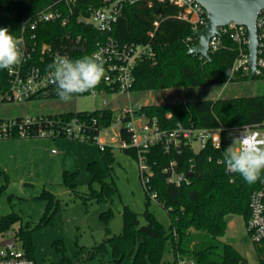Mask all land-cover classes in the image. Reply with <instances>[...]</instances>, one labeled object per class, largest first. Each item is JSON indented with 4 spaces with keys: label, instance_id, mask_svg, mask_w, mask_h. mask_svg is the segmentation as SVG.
<instances>
[{
    "label": "trees",
    "instance_id": "16d2710c",
    "mask_svg": "<svg viewBox=\"0 0 264 264\" xmlns=\"http://www.w3.org/2000/svg\"><path fill=\"white\" fill-rule=\"evenodd\" d=\"M54 1L0 0V27H7L14 36L19 37L25 23ZM95 2V5L100 4L99 0ZM176 11L177 7L173 4L157 1L152 4L147 1L126 4L123 15L108 33L121 41L150 42L153 45L154 56L140 59L135 66L133 92L142 95L188 86L264 79V69L255 73L253 78L251 71L245 74L242 69L234 70L239 49L229 35L223 36L222 46L211 53V59L189 53L197 39L187 41V37L192 34L191 23L177 18ZM156 21L160 24L154 36H151L149 33ZM44 28L45 31L40 34L41 40L75 59L90 56L96 43L106 37V34L94 27H77L72 30V34H82V41L86 44V50L81 52L73 50L66 36L69 31L67 27L46 23ZM226 72H231L230 78ZM6 79L7 70L0 69V81ZM96 89L109 92V88L101 83ZM139 112L156 118L162 127L168 129L178 124L234 129L264 121V94L149 103L142 105ZM114 115L115 111L107 107L95 110L69 109L48 114L52 119L60 118L66 122L73 117H86L88 121H97L101 126L110 125ZM17 118L20 120L21 116ZM4 120L0 118V125ZM37 128V125L32 126L28 130V137L38 136ZM121 131L123 137L129 139L128 130L122 128ZM1 137L23 136L16 129L10 136L0 133ZM121 148L137 158L134 149ZM226 148L225 141L219 147L210 143L200 151L187 146L180 153L165 152L161 145L152 146L147 155L153 171L149 190H146L147 203L152 199L151 193L156 192L157 201L170 215L171 225L165 227L148 209L142 214V220L137 211L126 205L122 232L107 237L96 249L101 252L110 249L113 264H178L179 259H187L191 264H248L232 244L222 243L220 237L227 229V215L239 214L249 218L250 196L264 182V173L259 180L250 184L239 174L226 172L222 162ZM102 152L107 163L113 162V146H108ZM172 160L177 161L176 170L185 172L189 183L177 186L167 181L168 172L165 168ZM87 169L91 172L92 180L102 184L101 189H95L92 196L98 199L112 198L117 188L107 181L108 173L101 162L91 160ZM74 177L75 172L65 171L64 181L71 187L75 186ZM46 198L48 204L38 226L51 222L59 209L54 194L47 193ZM21 219L16 213L0 217V234L12 231L15 238L23 240L27 254L35 259L31 230L24 227L13 229L14 224ZM261 264H264L263 256Z\"/></svg>",
    "mask_w": 264,
    "mask_h": 264
},
{
    "label": "rangeland",
    "instance_id": "374dc122",
    "mask_svg": "<svg viewBox=\"0 0 264 264\" xmlns=\"http://www.w3.org/2000/svg\"><path fill=\"white\" fill-rule=\"evenodd\" d=\"M251 94H264V79L188 86L142 95L109 92L107 102L99 94L89 92L69 102L50 98L0 103V118L105 107L118 114L123 107L131 105L140 107L149 103ZM120 125L115 123L109 129L118 132ZM102 136L109 137L105 133ZM112 142L114 160L109 164L99 142L51 136L0 138V217L10 213L21 216V221L14 224L13 229L24 227L31 230L37 264H113L111 250L101 252L96 246L107 237L122 232L126 205L137 211L142 220V214L148 209L165 227L171 225L169 213L157 200L151 199L147 203L138 159L124 151L118 140ZM232 143L230 141L229 146ZM95 159L108 173L107 181L117 188L112 198L92 196L102 185L92 180L87 169L88 162ZM65 171L75 172L74 187L64 181ZM47 193L54 194L59 209L51 222L38 226L48 204ZM226 219L227 229L220 241L232 244L248 264H261L264 247L251 238L247 219L239 214H229ZM15 246L26 250L20 238H15Z\"/></svg>",
    "mask_w": 264,
    "mask_h": 264
},
{
    "label": "built area",
    "instance_id": "2783aa9c",
    "mask_svg": "<svg viewBox=\"0 0 264 264\" xmlns=\"http://www.w3.org/2000/svg\"><path fill=\"white\" fill-rule=\"evenodd\" d=\"M95 1L56 0L25 23L22 33L18 37L23 40L24 59L12 71L7 70V79L0 81V103H22L37 99L58 98L55 86L51 83L48 65L57 56L66 55L73 60L75 58L41 40L40 34L45 31L43 26L46 23L67 27L69 31L66 36L72 45H85V50L86 44L82 41L83 35H73L72 30L79 26L84 28L91 26L106 34L104 39L96 43L91 55L99 54L105 60V75L100 83L106 85L109 92L122 94L133 92L134 69L138 61L155 54L150 42H125L108 34L123 15L126 4H136L142 1H147L149 4L156 1L173 4L177 7L175 16L191 23L192 34L187 37V41L197 39L198 43L199 38L195 32L207 24V10L198 0H99V5H95ZM159 24V21L155 22L154 28L149 33L151 36H154ZM257 29L259 42L256 73H260L264 69V10L258 16ZM224 35H229L238 45L239 56L234 64V70L242 69L245 74H248L251 71L248 27L233 21L227 25L218 26L217 32L209 42L210 53L217 51L222 46ZM103 91L95 88L90 92L102 96ZM109 92L106 91L105 102L108 100ZM86 94L88 92L74 95L73 98ZM141 107L132 105L123 107L118 114L114 115L113 121L108 126L98 125L94 120L88 121L86 117H73L67 122L60 118L52 119L48 114L21 116L20 120L15 117L3 121L0 125V133L10 136L18 129L21 136H28L30 135L28 130L37 125L36 134L38 136L70 137L99 142L101 150L108 146H114L112 141L118 140L122 147L131 148L137 152L141 178L146 190H149V182L153 174L147 155L154 145H161L168 153L174 151L180 153L187 146L194 151H200L210 143L219 147L224 141L229 147V142L233 141L232 135H238L244 127L264 135V121L256 125H243L234 129L184 126L182 124L168 129L162 127L156 118H150L139 112ZM115 123L121 124L118 132L109 129ZM122 128L128 130L129 139L123 137ZM103 133L109 137L102 136ZM176 165L177 161L172 160L165 168V171L168 172L167 181L177 186L189 183L188 176L185 172H178ZM151 198L157 200V193H151ZM247 227L253 241L264 247V182L251 193ZM9 237L14 238V244L12 246L0 245V264H37V261L30 257L26 250H19L15 246V237L12 231L0 234V241ZM178 264H191V262L187 259H179Z\"/></svg>",
    "mask_w": 264,
    "mask_h": 264
},
{
    "label": "clouds",
    "instance_id": "9594fccd",
    "mask_svg": "<svg viewBox=\"0 0 264 264\" xmlns=\"http://www.w3.org/2000/svg\"><path fill=\"white\" fill-rule=\"evenodd\" d=\"M23 40L7 27H0V69L12 71L23 59ZM105 60L99 54L80 59L57 56L48 65L51 83L61 101L69 102L74 95L94 90L105 75ZM228 78L231 72H226ZM233 143L223 152L225 171L239 174L245 182L255 183L264 173V135L244 127L232 135Z\"/></svg>",
    "mask_w": 264,
    "mask_h": 264
},
{
    "label": "water",
    "instance_id": "95a60500",
    "mask_svg": "<svg viewBox=\"0 0 264 264\" xmlns=\"http://www.w3.org/2000/svg\"><path fill=\"white\" fill-rule=\"evenodd\" d=\"M207 10V24L195 32L199 41L189 49V53L199 54L207 59H211L209 52V42L211 37L217 32L218 26L236 22L248 27L249 51L251 78L257 70L258 58V29L257 19L264 10V0H198ZM75 51H85V45L73 46ZM106 101V91L102 92ZM14 238L9 237L0 241V245L12 246Z\"/></svg>",
    "mask_w": 264,
    "mask_h": 264
},
{
    "label": "crops",
    "instance_id": "0c3cea01",
    "mask_svg": "<svg viewBox=\"0 0 264 264\" xmlns=\"http://www.w3.org/2000/svg\"><path fill=\"white\" fill-rule=\"evenodd\" d=\"M23 116V115H22Z\"/></svg>",
    "mask_w": 264,
    "mask_h": 264
}]
</instances>
